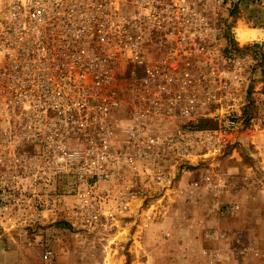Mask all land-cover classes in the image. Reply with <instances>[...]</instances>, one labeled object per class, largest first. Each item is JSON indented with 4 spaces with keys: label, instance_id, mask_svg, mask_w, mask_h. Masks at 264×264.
I'll return each instance as SVG.
<instances>
[{
    "label": "built area",
    "instance_id": "built-area-1",
    "mask_svg": "<svg viewBox=\"0 0 264 264\" xmlns=\"http://www.w3.org/2000/svg\"><path fill=\"white\" fill-rule=\"evenodd\" d=\"M241 1L0 0V230L65 222L126 246L178 177L264 133L247 111L256 58L216 20ZM191 187L223 188L212 172Z\"/></svg>",
    "mask_w": 264,
    "mask_h": 264
},
{
    "label": "rangeland",
    "instance_id": "rangeland-1",
    "mask_svg": "<svg viewBox=\"0 0 264 264\" xmlns=\"http://www.w3.org/2000/svg\"><path fill=\"white\" fill-rule=\"evenodd\" d=\"M262 1L226 4L216 18L240 49L254 45L264 49ZM257 61L245 91L247 111L261 116L264 64ZM214 126L210 121L204 128ZM252 134L241 133L212 165L178 177L179 183L169 191L168 210L139 239L130 231L126 246L120 245L125 240L121 233L111 245L103 233L73 229L65 222L6 229L0 230V264H43L46 251L54 254L51 264H264V133ZM205 172L221 180V191L192 189L193 180ZM223 235L231 241V253L221 245ZM248 248L260 252V257ZM204 250L211 255L221 251L222 258L204 256Z\"/></svg>",
    "mask_w": 264,
    "mask_h": 264
},
{
    "label": "trees",
    "instance_id": "trees-1",
    "mask_svg": "<svg viewBox=\"0 0 264 264\" xmlns=\"http://www.w3.org/2000/svg\"><path fill=\"white\" fill-rule=\"evenodd\" d=\"M232 45L234 46V48L243 51V52H247L252 54L256 60L258 59L257 62H259V64H264V49L261 48V46L259 45H254L253 47L249 48H245V49H240L239 46H237V42H235L234 38H230ZM209 125V122H201L200 123V128H204L207 127Z\"/></svg>",
    "mask_w": 264,
    "mask_h": 264
}]
</instances>
